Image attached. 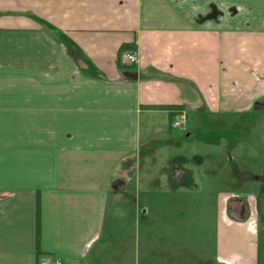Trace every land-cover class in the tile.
Returning a JSON list of instances; mask_svg holds the SVG:
<instances>
[{
	"label": "crops",
	"instance_id": "obj_1",
	"mask_svg": "<svg viewBox=\"0 0 264 264\" xmlns=\"http://www.w3.org/2000/svg\"><path fill=\"white\" fill-rule=\"evenodd\" d=\"M182 110L264 112V0H0V264H264V169H225L195 224L174 211L200 188L171 149L196 131L173 132ZM142 154L167 159L164 182L137 181ZM210 157L221 169L236 158Z\"/></svg>",
	"mask_w": 264,
	"mask_h": 264
},
{
	"label": "rangeland",
	"instance_id": "obj_2",
	"mask_svg": "<svg viewBox=\"0 0 264 264\" xmlns=\"http://www.w3.org/2000/svg\"><path fill=\"white\" fill-rule=\"evenodd\" d=\"M219 117L223 118L224 122L229 121V119L236 120L237 125L221 124L218 126H213L211 128V126L204 125L203 122H201V120L208 121L211 118ZM191 126H195L196 129L195 133L193 134V137L189 138L188 140L182 141L181 145H176L173 147L171 146V149L172 151H174L173 153L178 154V156L187 155L191 158L190 161L186 163V166L194 168V178L196 179V182L200 185V188H191L189 192L179 196L177 198V200L179 201L174 204V211L176 212L177 210V215L181 213L182 218H184L186 215L188 217V221H190L189 223L193 222V224H195V220H198L200 218L201 210L203 211L206 209V205L203 201L214 197L215 193L219 190V185H221L222 187L224 185L227 186L226 182L222 184L220 180L221 178H225V169H227L226 177H228L230 180L232 176L231 173L233 172L235 167L239 168L241 171L244 172H247L248 170L252 171L254 174L259 172L258 168L264 169V112L256 111L250 112L249 114L240 113L236 115L228 114L216 116L203 114L200 118L194 119V117H191V119L188 121L187 126L174 127L173 132L186 133L187 129ZM211 129L213 130L212 140H214V142L222 141L221 144L217 145L216 142L210 143L206 141L205 134H207V132H209L208 130ZM209 134L207 135L209 136ZM155 145L157 146V143H155ZM164 149L166 148H158L156 149L155 153H159L158 150ZM143 154L142 156H139L137 181L139 178V180L143 183V188L145 189L146 187H144V184H150V182L155 183V180H157L158 182L159 180L160 182H164L166 180V172L158 173V170L162 165L166 164L167 159L156 158V163L151 164L150 159L144 158ZM197 154L206 156V161L204 164L199 165L198 163H196L194 156H196ZM211 154H222L224 157L225 154H229V157L234 155L236 158L231 162L229 158L226 167L224 169H221L219 168L220 166H217L212 161L210 157ZM145 171L147 172V176L145 175ZM215 171H217L216 175L213 173ZM216 179H218V181ZM236 180L238 181V179ZM235 184H237L235 181L229 182L231 188L234 187ZM243 184V190H245V192H251L249 194L254 196L255 194H253L252 192H255L257 190V183L255 182V180H249V178H245ZM129 199V205H127L128 208L131 207L132 211L135 210L136 207H138L139 209L140 206L135 203H132V198ZM262 202V205H264V200H262ZM260 209L261 208L259 206V215L256 211L254 213V219L261 218ZM150 211V214H152V212L154 211L153 205L150 206ZM132 214L135 215V212H133ZM248 214L249 213L247 212V218ZM137 219H142V224L145 223V220L141 217L139 212L138 216L134 218L133 222H135ZM146 219L149 224L152 223L151 215L147 216ZM133 225V228H135L136 223H133ZM152 226L153 229L158 228V226L156 225ZM185 227L188 226H184V228ZM261 253L262 258H264V238H261Z\"/></svg>",
	"mask_w": 264,
	"mask_h": 264
},
{
	"label": "built area",
	"instance_id": "obj_3",
	"mask_svg": "<svg viewBox=\"0 0 264 264\" xmlns=\"http://www.w3.org/2000/svg\"><path fill=\"white\" fill-rule=\"evenodd\" d=\"M124 60L127 65H134L138 63L139 62L138 50L137 49L126 50V52L124 53ZM188 121H189L188 113L185 110H182L176 113V115L174 116V120L172 121V124L174 127L187 126ZM245 198L249 213L248 218H250L251 223L254 224L257 222V220L254 219V213L256 211L258 212L256 198L255 196H252L250 194H247ZM39 264H62V261L48 254V255H43L40 258Z\"/></svg>",
	"mask_w": 264,
	"mask_h": 264
},
{
	"label": "trees",
	"instance_id": "obj_4",
	"mask_svg": "<svg viewBox=\"0 0 264 264\" xmlns=\"http://www.w3.org/2000/svg\"><path fill=\"white\" fill-rule=\"evenodd\" d=\"M130 49V45H124L122 47V51L124 50H128ZM131 161L133 162V159H128L124 164H130ZM37 231H38V236H39V233H40V201L38 199V202H37Z\"/></svg>",
	"mask_w": 264,
	"mask_h": 264
},
{
	"label": "flooded vegetation",
	"instance_id": "obj_5",
	"mask_svg": "<svg viewBox=\"0 0 264 264\" xmlns=\"http://www.w3.org/2000/svg\"><path fill=\"white\" fill-rule=\"evenodd\" d=\"M255 196V198H256V201H257V208H258V215H259V196H257V195H254ZM257 196V197H256ZM244 208H246V205H245V207ZM244 211H246V212H248V209L246 208ZM259 219V218H258ZM260 220V219H259ZM258 221V220H257ZM259 224H260V221H259Z\"/></svg>",
	"mask_w": 264,
	"mask_h": 264
}]
</instances>
